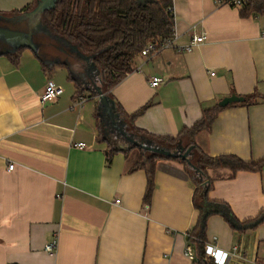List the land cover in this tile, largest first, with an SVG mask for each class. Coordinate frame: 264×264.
Returning a JSON list of instances; mask_svg holds the SVG:
<instances>
[{
	"label": "crops",
	"instance_id": "1",
	"mask_svg": "<svg viewBox=\"0 0 264 264\" xmlns=\"http://www.w3.org/2000/svg\"><path fill=\"white\" fill-rule=\"evenodd\" d=\"M32 1L0 0L2 19H30L11 12ZM174 15L173 45L138 57L109 96L127 116L149 104L134 119L113 109V121L96 93L92 62L85 72L79 69L84 60L43 28L35 27L45 31L37 36L29 31L34 47L25 46L17 57L5 53L19 43L0 40V264H193L184 251L199 215L194 180L180 161L161 159L145 202L146 172L130 171L140 147L126 155L132 143L122 130L143 144L134 127L176 136L224 97L256 93V103L224 108L196 142L211 156L264 158V14L243 17L238 7L216 0H174ZM199 35L205 41L194 42ZM37 37L56 43V50L41 49ZM153 77L162 82L152 86ZM49 79L63 93L43 101ZM77 94L85 96L82 105L75 103ZM111 127L122 136L114 145ZM79 142L87 148L74 147ZM109 149L117 150L111 159ZM208 173L209 198L227 202L239 220L264 209V167ZM206 234L220 249L218 260L240 245L252 262L228 264H264V222L239 230L214 214ZM55 239L52 254L46 246Z\"/></svg>",
	"mask_w": 264,
	"mask_h": 264
},
{
	"label": "trees",
	"instance_id": "2",
	"mask_svg": "<svg viewBox=\"0 0 264 264\" xmlns=\"http://www.w3.org/2000/svg\"><path fill=\"white\" fill-rule=\"evenodd\" d=\"M230 1L233 0H224ZM241 1V6L232 5L239 8L241 16L264 14V0ZM38 2L39 0H34L21 10H14L11 13L30 12ZM40 20L53 35L93 63L98 74L95 85L109 97L112 95V89L134 70L136 59L143 56V50L149 44L161 49L162 43L173 35L174 0H55L54 6L42 11ZM22 48L24 47L20 46L13 52L5 54L17 57ZM256 102L257 94L254 93L245 96L242 104ZM148 105L127 116L118 103L116 111L123 117L126 115L127 119H134L142 114ZM227 106L223 107L216 103L205 108L200 119L191 126H184L176 136L152 134L134 127L142 139L158 148L174 152L181 150L180 153H184L193 146L186 158L140 148L139 157L130 168L131 172L136 170L146 172L144 200L147 203L151 201L155 187L158 161L178 160L189 171L196 185L194 205L199 211L194 229L188 235L195 254L193 264H222L217 258L208 256L210 245L206 231L210 216L221 215L233 228L239 230L255 228L264 222V209L256 217L241 221L227 202L209 198L213 184L209 169H225L234 175L238 171H260L264 167V158L245 160L232 153L211 156L196 142L197 135L203 130L210 129L218 114ZM101 135L104 138V135ZM178 146H181V149L176 151ZM131 149L132 147L123 151L127 155ZM116 151L107 150L108 159H111Z\"/></svg>",
	"mask_w": 264,
	"mask_h": 264
},
{
	"label": "water",
	"instance_id": "3",
	"mask_svg": "<svg viewBox=\"0 0 264 264\" xmlns=\"http://www.w3.org/2000/svg\"><path fill=\"white\" fill-rule=\"evenodd\" d=\"M54 3H55V0H39L37 6L32 11L25 13L26 15H28L32 18V22L34 23V25L36 27L43 28L44 30L49 32L51 35H53V34L49 31V29L44 24L41 23L40 16H41V13L44 9L54 6ZM4 22H9V21L2 19V16L0 15V40L17 41L19 44L17 45L15 50L20 46H22V47L27 46V47H32V48L34 47L31 32H25V31H22L20 29H14V28L10 27L8 24H4ZM53 36H55V35H53ZM57 38H59V37H57ZM66 46L68 47L70 45H66ZM71 49H73V48H71ZM94 87L96 89V93L98 95V98L102 104V107L104 108L105 111H107L110 114L111 119L113 120L114 116L116 115L114 110H116V109H114V107L112 105L113 104L112 101L96 85H94ZM244 100H245L244 96H239V95L233 94L231 96L224 97L222 100H220L219 105L225 107V106L232 104L234 102H240V101H244ZM121 124L124 125L123 122H121ZM119 128H120V126H119ZM122 132H123V135H125L127 137V139L132 143V146H131L132 148L133 147L147 148V149H150V150H153L156 152H160L162 154H166V155H170V156H181L182 158H186L188 156V154L190 153V151L193 149V146H191L184 153H180L181 150L178 152H174V151H170L167 149H162V148H158L156 146H153L150 144V142H148L147 144H143L139 141H136L132 136L128 135L125 131L122 130Z\"/></svg>",
	"mask_w": 264,
	"mask_h": 264
},
{
	"label": "built area",
	"instance_id": "4",
	"mask_svg": "<svg viewBox=\"0 0 264 264\" xmlns=\"http://www.w3.org/2000/svg\"><path fill=\"white\" fill-rule=\"evenodd\" d=\"M216 3L218 5H222V4H228V5H233L235 4L236 6H241L242 5V1L241 0H233L230 2H224V0H216ZM175 38V33H173V35L166 39L162 45L161 48L163 47H168V46H172L173 45V40ZM206 37L205 35H199L196 36L194 38V42H203L205 41ZM191 47H193L192 45L187 47V49H191ZM160 49H157L154 44H149L144 50H143V56L144 57H151L153 54H155L157 51H159ZM214 74V73H212ZM162 82V78L161 77H153L151 80V84L152 86H158L160 83ZM63 93V88L59 85H57L53 80L49 79L46 86H45V90L41 96V99L43 101H51V100H55L58 96H60ZM85 101V96L81 95V94H77L76 98H75V103L78 105H82L83 102ZM74 147H77L79 149H86L87 148V144L85 142H79V143H74L73 144ZM15 164H10L8 166V169L12 170L14 168ZM116 203L120 202V199H116L115 200ZM57 242L58 240L55 239L53 240L51 243L47 244L46 249L50 252V253H54L56 251L57 248ZM219 251L220 249L218 248V246L216 244H211L209 251H208V256L212 257V258H217L219 256ZM185 255L191 259L194 260L195 259V254H194V249L192 247L191 244H188L185 247V251H184ZM232 259H241V260H245L246 262H252V259L246 256V253H244V250L242 248V246L240 245H234L232 247L231 250H229L228 252L225 253V256L222 260L219 259V261L222 264H228L230 262V260Z\"/></svg>",
	"mask_w": 264,
	"mask_h": 264
},
{
	"label": "rangeland",
	"instance_id": "5",
	"mask_svg": "<svg viewBox=\"0 0 264 264\" xmlns=\"http://www.w3.org/2000/svg\"><path fill=\"white\" fill-rule=\"evenodd\" d=\"M4 24H8L9 26H14L15 25L17 28H19V29H21L22 31H25V32H29L30 30H32L33 33H34V36H37L36 35L37 33H43V32H45L42 29L37 30L35 28L36 26L34 25V23H32L30 21L29 18H22V19H19L16 22H11V21L10 22H4ZM48 34H49L48 36H50L53 40H56L58 42H63L61 39H59V38L51 35L50 33H48ZM35 39L39 42V47L41 49L46 50L47 52H50V51H53V50L55 51L56 48H57V44L56 43L48 42V40H46L45 38H43V41L40 39V37H37ZM68 48L71 49L72 47L71 46H68ZM76 54H77L79 60H84L85 67L84 66H80V64H79V67H80L79 69H84V72H85V70L88 68V66H90V62H88V64H87V59H85L84 57H82L78 52H76ZM91 69L94 70L93 63H91ZM115 129L116 128L111 127V131L114 134V135L110 136L109 139H108L111 144H113L117 139L122 138V136H120V134L118 132H116ZM115 137L117 139H115ZM180 148H181V146H178L177 149H176V151H178Z\"/></svg>",
	"mask_w": 264,
	"mask_h": 264
},
{
	"label": "flooded vegetation",
	"instance_id": "6",
	"mask_svg": "<svg viewBox=\"0 0 264 264\" xmlns=\"http://www.w3.org/2000/svg\"><path fill=\"white\" fill-rule=\"evenodd\" d=\"M112 125L114 126V124H112ZM109 133H110L109 136L114 135V134L112 133V131H110ZM115 139H117V138L115 137Z\"/></svg>",
	"mask_w": 264,
	"mask_h": 264
}]
</instances>
